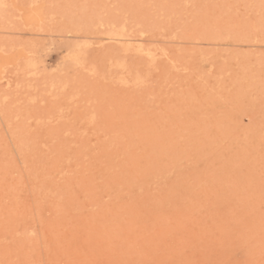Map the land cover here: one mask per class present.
<instances>
[{
  "label": "rangeland",
  "instance_id": "rangeland-1",
  "mask_svg": "<svg viewBox=\"0 0 264 264\" xmlns=\"http://www.w3.org/2000/svg\"><path fill=\"white\" fill-rule=\"evenodd\" d=\"M0 264H264V0H0Z\"/></svg>",
  "mask_w": 264,
  "mask_h": 264
}]
</instances>
